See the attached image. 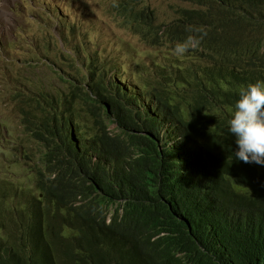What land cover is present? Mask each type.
I'll return each mask as SVG.
<instances>
[{
    "label": "clouds",
    "instance_id": "obj_1",
    "mask_svg": "<svg viewBox=\"0 0 264 264\" xmlns=\"http://www.w3.org/2000/svg\"><path fill=\"white\" fill-rule=\"evenodd\" d=\"M181 1L190 6L179 5L173 16L159 23L156 8L145 0H108L106 10L118 15L121 27L150 43L174 50L137 74L125 70L119 59L104 56L100 48L98 57L94 51L83 52L69 46H61L57 52L58 35L75 33L81 38L80 44L93 42L91 30L82 21H70L61 5H47L48 18L42 16V30L48 20L54 21V27L64 24L49 32V36L48 32L24 36L22 33L27 34L29 30L18 25L13 39L22 44L18 46L25 57H21V71L14 73V82L18 85L11 89L5 85L4 76L11 57L0 54V105H4L0 106V111L6 114L8 97L12 94L21 111L22 126L32 113L47 119L48 126L44 132L27 128L41 145L33 170L39 194L21 192L13 200L0 195V211L4 209L0 212V227L6 232L13 230L12 237L0 238V264L44 261L47 249L56 264H74V243L82 247L77 255L75 253L78 263L85 264L80 259L84 249L91 248V242L80 230L84 226L74 231L65 225L68 223L66 207L57 201L54 190H47V185L53 187L52 181L58 176L83 178L81 182L93 186L100 196L111 201L109 205L113 206L106 217L107 226L111 225L115 211L119 209L121 217L125 207L133 219L144 221L165 210L151 200L148 178L155 172V164L162 163V171L175 167L182 178L186 172L178 168L185 166L175 164L176 160L201 169V180L191 193V196L198 195L200 185L210 187L211 180L224 175L226 166L232 165L216 157L207 167L206 145L209 142L217 144L225 130L238 146L234 155L241 166L235 165L239 172L229 175L222 201L229 204L228 209L264 208L261 205L264 193L256 190L258 187L264 189V0ZM3 2L17 15L23 9L38 10L33 0ZM5 50L9 52L7 47ZM57 54L65 56L67 67L56 66L59 64ZM220 57L227 58L230 69ZM244 59L247 62L242 64ZM48 62L53 69L48 68ZM207 64L217 67L210 73L220 72L226 77L238 69L247 79L211 78L220 84L224 82L226 92L234 94L227 96V103L220 99L219 112L208 110L214 116L212 121L220 114L221 122L212 126L196 124V129L193 126L188 132H178L179 123L161 115L159 106L166 103L172 109L183 106L187 109L186 103L180 101L187 93L191 95L187 102L193 98L192 90L196 87L191 77L199 71L208 75L202 72ZM48 70L51 84L39 86V78L43 72H47L48 77ZM53 71L67 85V90H50L55 77ZM209 128L219 130L218 136L214 132L210 136ZM9 135L14 139L6 144L4 139ZM19 135L20 132L11 127L10 118L0 116L2 159L21 157L13 152ZM211 150L210 159L219 149L212 147ZM1 172L10 175L8 170ZM34 197L39 201L38 206L32 203ZM85 202L88 199L82 197L75 201L77 205ZM162 202L172 208V201L164 198ZM177 216L192 233V222L184 215L177 213ZM58 228L63 229L64 236L50 241Z\"/></svg>",
    "mask_w": 264,
    "mask_h": 264
},
{
    "label": "trees",
    "instance_id": "obj_2",
    "mask_svg": "<svg viewBox=\"0 0 264 264\" xmlns=\"http://www.w3.org/2000/svg\"><path fill=\"white\" fill-rule=\"evenodd\" d=\"M256 2H261L256 0ZM217 57V56H216ZM230 69V62L220 57ZM247 62L244 59L241 63ZM261 66L260 68H262ZM217 67H208L207 74L200 71L191 77L196 88L192 90V99L188 93L180 101L186 103V108L175 107L164 103L159 106L161 115L171 121H177L178 132L185 133L197 124H219L220 114L216 121L209 111L219 109L221 98L225 103L227 96L234 95L233 91L226 92V86L211 80H236L239 77L246 81V76L236 69L231 75L224 76L220 72L210 73ZM93 78V76H92ZM249 80V77H248ZM241 85L238 86V88ZM237 90V92H239ZM209 110V111H208ZM188 111V112H187ZM219 112V111H218ZM184 115H183V114ZM188 114L187 116H185ZM202 121V122H201ZM196 129V126L193 127ZM208 134L219 130L208 129ZM212 147L219 149L210 159ZM238 148L228 130L217 144L206 145L207 167L216 157L228 161L224 175L211 180V186L200 185L198 195H192L195 185L201 180L202 170L187 166L186 163L176 160L175 164L185 166L179 170L186 172L182 178L176 168L161 170L162 163L155 164V172L148 178L151 187V200H155L163 213L152 215L144 221L133 219L125 207L120 216L119 209L113 215L110 226L106 225V217L111 211V201L100 196L93 186L80 180L58 176L52 182L53 187L47 185V190H54L57 201L66 207L68 227L89 237L91 248L84 249V256L80 259L85 264H264V208L252 207L249 209L229 208V204L222 201L227 189L229 175L239 172L235 165L241 166L236 160L234 149ZM209 153V155H208ZM206 167V171H207ZM178 171V170H177ZM262 194L264 189L256 188ZM79 197L88 199L84 204H76ZM172 201V208L167 207L162 199ZM259 202V200H258ZM134 205V204H133ZM129 205V206H133ZM261 205L264 207V203ZM177 213L187 217L193 225L192 233L187 225L177 216ZM160 233H164L160 235ZM160 235L156 240L152 238ZM64 236L63 229L54 231V238L60 240ZM49 240L47 239V244ZM73 263L79 264L77 250L82 248L79 243L73 244ZM44 255H46L44 253ZM34 264H56L54 256L47 249V259H36Z\"/></svg>",
    "mask_w": 264,
    "mask_h": 264
},
{
    "label": "rangeland",
    "instance_id": "obj_3",
    "mask_svg": "<svg viewBox=\"0 0 264 264\" xmlns=\"http://www.w3.org/2000/svg\"><path fill=\"white\" fill-rule=\"evenodd\" d=\"M219 1L222 2V0ZM107 2L108 0H33V4L38 10H34L33 8L23 9L17 15L3 0H0V54L11 57L10 66H6L4 70L5 85L11 89L18 85L14 82V73L21 71L23 66L22 58L25 57V53L18 46L22 44L15 42L13 39L18 32V25L26 27L29 30L27 34L22 33L28 37L38 36L41 33L47 32L49 36V32L64 26L61 23L60 26L54 27V21L48 20V25L42 30L41 24L44 22L42 16L48 18V15L45 13L47 5L58 4L63 6L64 13L68 15L70 21L74 19L82 21L83 25L89 28L92 33L91 38L93 42H84L82 44H80L81 38L78 34L70 33L64 37L58 35L57 52L61 46H69L70 49L79 48L83 52L94 51L98 57L101 55L98 49L100 48L104 50V56L119 59L122 67L132 74H137L143 67L159 62L165 55L174 53L172 48L150 43L133 31L121 27L118 15L111 14V12L106 10ZM145 2L156 8L159 23L173 16L179 5L190 6V4L188 5L185 1L181 0H145ZM6 47L9 49L7 53ZM57 60L59 61V64L56 65L57 67L59 65L67 67L64 55L59 56L57 54ZM49 63L48 68L53 69ZM43 73L44 75L38 80L39 86L51 84L50 71L48 70V77L46 76L47 72ZM54 74V82L50 90L59 89L62 92L67 90V85L64 81L59 78L56 72ZM8 102L6 114L2 110L0 111V116H8L11 120V127L20 132L14 144L13 152L15 155H20L21 157L14 160H6L0 157V195L5 199L9 198L13 200L21 192L39 194L34 184L33 170L37 165L38 157H40L41 145L27 132V128L30 127L33 130L44 132L46 126H48V121L40 114L32 113V115L27 116L26 125L22 126V119L19 117L21 111L18 108L16 98L12 94L8 97ZM13 139L14 137L9 135L4 139V142L10 144ZM1 147L2 145L0 144ZM7 170L10 171V175L1 172ZM35 202H38V200L34 197L32 203L34 204ZM11 231L13 230L10 229L9 232L2 231V227H0V238L7 239L12 237Z\"/></svg>",
    "mask_w": 264,
    "mask_h": 264
},
{
    "label": "bare ground",
    "instance_id": "obj_4",
    "mask_svg": "<svg viewBox=\"0 0 264 264\" xmlns=\"http://www.w3.org/2000/svg\"><path fill=\"white\" fill-rule=\"evenodd\" d=\"M195 62H197V60H195V61H194V63H195ZM208 67H209V64H207L206 68H205V69H203V71H202V72H204L205 74H207V69H208ZM202 74H203V73H202ZM34 204L38 206V204H39V201H38V202H35Z\"/></svg>",
    "mask_w": 264,
    "mask_h": 264
}]
</instances>
